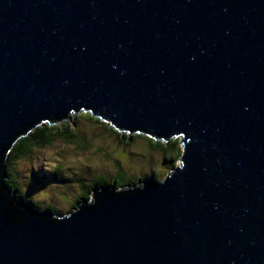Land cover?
Returning <instances> with one entry per match:
<instances>
[{"label":"water","instance_id":"95a60500","mask_svg":"<svg viewBox=\"0 0 264 264\" xmlns=\"http://www.w3.org/2000/svg\"><path fill=\"white\" fill-rule=\"evenodd\" d=\"M80 111L177 164L61 215L15 196L11 141ZM0 264H264V0H0Z\"/></svg>","mask_w":264,"mask_h":264},{"label":"rangeland","instance_id":"374dc122","mask_svg":"<svg viewBox=\"0 0 264 264\" xmlns=\"http://www.w3.org/2000/svg\"><path fill=\"white\" fill-rule=\"evenodd\" d=\"M77 113V125H72V130L79 137L78 140L66 141L61 136L52 135L48 143L38 147L31 146L27 153L11 162V173L15 176L19 189L22 188V191L40 207L50 202L56 208V214L52 215L66 214L67 203L69 204L70 199L78 195L96 174H104L110 178L119 167L125 179L129 180L120 182L121 187H129L140 183H129L132 180L143 179L147 174H154L156 179H161L169 170L162 151L149 147V141L145 136L139 135L141 133L127 132L124 129L119 133L126 134L129 138L128 141H123L124 137H118L119 133H114L110 126L107 128L98 124L86 116L85 112ZM63 121L65 120L61 119L54 123L61 124ZM40 122L27 127L30 129ZM177 162L178 158L176 164ZM55 164L60 165L62 174H78L80 181L71 179L64 186L52 185L49 182L39 185L32 172L53 169ZM91 196L92 189L86 201L91 200ZM66 199H69L68 202ZM78 201L82 202L80 198Z\"/></svg>","mask_w":264,"mask_h":264},{"label":"trees","instance_id":"16d2710c","mask_svg":"<svg viewBox=\"0 0 264 264\" xmlns=\"http://www.w3.org/2000/svg\"><path fill=\"white\" fill-rule=\"evenodd\" d=\"M78 114V113H76ZM76 114L73 116L72 113L68 114V118L64 117V120L61 124L60 123H53L49 124L48 121H42L31 127L30 129L26 127L22 132H20L16 137L11 141L10 146L8 147L5 153V184L10 188L11 192L20 197L22 200L29 202L34 205V207L42 208L45 211H50V213L56 214V208L50 203L47 202L43 207L38 206L37 202H35L31 197H29L22 188L19 189V186L16 183L15 176L11 173V162L19 158L21 155L28 152L31 146H39L49 142L52 135L61 136L66 141H75L78 140V136L72 130V125H77ZM85 115L88 116L90 119L96 121L98 124L109 127L108 123L102 121L99 117L91 116L89 112H85ZM70 118L72 120H70ZM28 128V129H27ZM111 130L114 129L111 126L109 127ZM124 133V131H123ZM138 133V132H135ZM118 137H124L123 141H128L127 135L118 134ZM143 135L149 141V147H154L162 151L163 159L166 163L167 169H170L173 165L176 164V159L180 153V146L178 144L177 138H169L164 140L162 138H153L144 134ZM120 139V138H119ZM47 170V171H46ZM33 177L35 180H38L39 185L45 184L47 182L52 183V185L64 186L67 181L71 179L74 181H80L78 174L72 173L70 176L69 174H62L60 165L55 164L53 169H39L38 171L32 172ZM154 174H147L144 178H154L156 179V175ZM128 180L125 179V175L123 171L118 167L117 171L114 173L113 176L110 178L106 177L104 174H96L89 179L88 185L81 190V192L76 195L74 198L70 199V203H67V213L71 210L75 209L76 205L79 203L78 198L81 201L86 200L90 195V190L92 187H108L111 184L116 187H121L122 185L120 182ZM69 199H66L68 202ZM78 201V202H77Z\"/></svg>","mask_w":264,"mask_h":264},{"label":"flooded vegetation","instance_id":"af4514ba","mask_svg":"<svg viewBox=\"0 0 264 264\" xmlns=\"http://www.w3.org/2000/svg\"><path fill=\"white\" fill-rule=\"evenodd\" d=\"M112 131L114 132V133H119V132H122V131H120V130H115V129H112ZM135 133V132H134ZM144 179V178H143ZM143 179H137V180H132V181H130L129 183H134L135 181H138V182H140V180H143ZM129 181V180H128ZM101 186V185H100ZM93 189L95 188V187H92Z\"/></svg>","mask_w":264,"mask_h":264},{"label":"clouds","instance_id":"9594fccd","mask_svg":"<svg viewBox=\"0 0 264 264\" xmlns=\"http://www.w3.org/2000/svg\"><path fill=\"white\" fill-rule=\"evenodd\" d=\"M170 170V169H169ZM144 179H147V178H144ZM101 187V186H100ZM98 188V187H97ZM97 188H94V189H97ZM93 188H92V191L94 190ZM79 204V203H78ZM38 208V207H37ZM38 209H41V210H43L42 208H38Z\"/></svg>","mask_w":264,"mask_h":264}]
</instances>
